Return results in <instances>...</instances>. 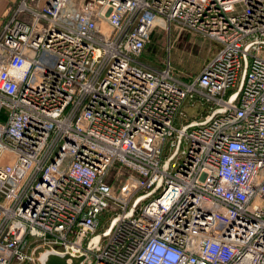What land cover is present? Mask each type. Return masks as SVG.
<instances>
[{"label": "built area", "instance_id": "built-area-1", "mask_svg": "<svg viewBox=\"0 0 264 264\" xmlns=\"http://www.w3.org/2000/svg\"><path fill=\"white\" fill-rule=\"evenodd\" d=\"M155 29L174 36L150 66ZM181 32L219 44L195 74L169 58ZM194 99L206 110L184 120ZM43 249L81 264H264V0L5 6L0 264H39Z\"/></svg>", "mask_w": 264, "mask_h": 264}, {"label": "rangeland", "instance_id": "rangeland-1", "mask_svg": "<svg viewBox=\"0 0 264 264\" xmlns=\"http://www.w3.org/2000/svg\"><path fill=\"white\" fill-rule=\"evenodd\" d=\"M14 0H0V13L9 3ZM174 36V32L170 30L166 32L155 29L152 36L146 42V56L139 58L140 61L148 63L150 66H158L161 58L166 56V37ZM211 47V50L208 48ZM219 47L214 41L203 39L199 36H188L181 32L174 39L173 48L170 51L169 58L172 64L181 70L183 73L190 74L193 70H199L205 59L209 58ZM181 110L183 112L184 120L191 116L201 115L206 110V104H200L197 99L192 101H185L182 104ZM180 121V116L177 118ZM179 121L176 124H179Z\"/></svg>", "mask_w": 264, "mask_h": 264}, {"label": "water", "instance_id": "water-1", "mask_svg": "<svg viewBox=\"0 0 264 264\" xmlns=\"http://www.w3.org/2000/svg\"><path fill=\"white\" fill-rule=\"evenodd\" d=\"M244 68H245V58H243V67L240 73L237 88L231 94H229L228 100H232L235 98L237 94V90L240 87L242 81ZM112 221L113 220L110 221V224L112 223ZM107 230L108 227L102 233L94 235L91 239V242H95L101 234H106ZM88 245L89 243H87V246ZM36 257L39 261V264H81L84 254L71 255L67 252H56L51 249H43Z\"/></svg>", "mask_w": 264, "mask_h": 264}, {"label": "trees", "instance_id": "trees-1", "mask_svg": "<svg viewBox=\"0 0 264 264\" xmlns=\"http://www.w3.org/2000/svg\"><path fill=\"white\" fill-rule=\"evenodd\" d=\"M152 33L153 32H150V37L152 36ZM146 45H147V43L144 45V47H143V49H142V51H141V53H140V56H139V58H143V57H145L146 56ZM193 71L191 72V74H195L197 71H195V69H192Z\"/></svg>", "mask_w": 264, "mask_h": 264}]
</instances>
